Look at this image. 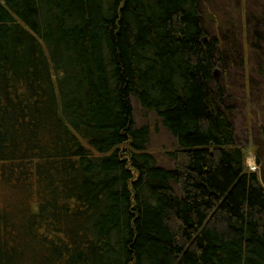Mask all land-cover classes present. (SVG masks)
I'll list each match as a JSON object with an SVG mask.
<instances>
[{
  "label": "trees",
  "instance_id": "obj_1",
  "mask_svg": "<svg viewBox=\"0 0 264 264\" xmlns=\"http://www.w3.org/2000/svg\"><path fill=\"white\" fill-rule=\"evenodd\" d=\"M206 4L0 0V264H264V177Z\"/></svg>",
  "mask_w": 264,
  "mask_h": 264
},
{
  "label": "rangeland",
  "instance_id": "obj_2",
  "mask_svg": "<svg viewBox=\"0 0 264 264\" xmlns=\"http://www.w3.org/2000/svg\"><path fill=\"white\" fill-rule=\"evenodd\" d=\"M203 2L208 4L202 7L206 32L209 33V37L220 39L222 46L219 50L221 52L223 50L229 57L225 61L226 70L223 72L221 67L216 68L218 74L215 78L226 77L232 88L233 96L235 99L237 97L238 103L235 101L237 107L234 108L232 115L235 141L246 148V164L258 166V172L264 177V154L261 140H264L262 137L264 113L261 112V110L264 111V101L257 100L260 94H264V66L260 65L259 58L261 57L256 53L258 45L261 55H264V0H203ZM242 8L247 10L246 14L249 15L245 31L239 23L241 15L239 16L234 11ZM245 38L247 44H244ZM244 46H248L245 52H243ZM244 73L246 77L250 76L255 81V85L250 86L252 88L251 118L248 114V107H246L248 104L239 99ZM259 110L260 115L257 116ZM150 120L153 121L154 118L150 117ZM136 123L138 125L142 123L138 117ZM150 137L148 147L151 148L160 164L167 165L168 159L163 151L164 148L172 145L171 136L160 128L159 132H152ZM255 145H259L256 147L258 149L256 152L252 149ZM258 159L259 163H257Z\"/></svg>",
  "mask_w": 264,
  "mask_h": 264
}]
</instances>
